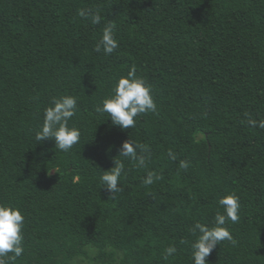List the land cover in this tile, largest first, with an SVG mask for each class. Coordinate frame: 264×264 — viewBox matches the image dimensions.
Masks as SVG:
<instances>
[{"label": "trees", "instance_id": "obj_1", "mask_svg": "<svg viewBox=\"0 0 264 264\" xmlns=\"http://www.w3.org/2000/svg\"><path fill=\"white\" fill-rule=\"evenodd\" d=\"M108 23L119 47L106 56ZM132 66L157 111L121 129L95 107ZM69 94L81 139L62 152L35 131ZM249 117L264 120V0H0V203L25 216L12 264H193L189 228L211 226L231 193L235 243L209 264H264V129ZM125 141L149 149L145 167L119 155ZM116 160L111 195L100 178ZM149 171L160 179L145 185Z\"/></svg>", "mask_w": 264, "mask_h": 264}, {"label": "clouds", "instance_id": "obj_2", "mask_svg": "<svg viewBox=\"0 0 264 264\" xmlns=\"http://www.w3.org/2000/svg\"><path fill=\"white\" fill-rule=\"evenodd\" d=\"M78 15L90 19L91 23L98 25L102 16L99 11L92 12L91 9H80ZM119 47L114 35V26L108 23L103 31L96 51H103L108 56ZM78 110V97L73 95H61L53 97L51 106L43 112V121L35 131L36 142L54 140L55 148L62 152H69L74 145L79 144L81 131L75 126H70V121ZM157 103L153 95V87L144 77L136 75V68L132 66L127 76L120 77L111 90V93L95 107L98 114H107L113 125L121 129L135 127L137 118L147 113H155ZM246 123L251 127L264 129V120L257 121L249 117ZM119 155L125 159L137 162L139 167L146 166V160L150 155L149 149L133 141H125L120 149ZM169 156L175 159L173 153ZM181 168H187L186 162L180 163ZM125 173V165L122 160H116L115 166L108 171H103L101 176L102 185L114 195L121 192L119 186L121 178ZM160 177L149 171L143 180L145 185H151ZM219 205L223 209L217 212L211 226L195 222L189 233L194 237L191 241V258L193 264H209L208 257L213 250L223 241L235 243L234 237L228 227L238 223L240 219V198L234 193L222 196ZM25 216L22 210L8 203H0V264H12L16 258L24 252L23 229ZM177 248L172 245L165 249V259L173 256Z\"/></svg>", "mask_w": 264, "mask_h": 264}]
</instances>
